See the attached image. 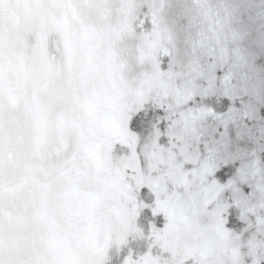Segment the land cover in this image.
<instances>
[{"label": "rangeland", "instance_id": "rangeland-1", "mask_svg": "<svg viewBox=\"0 0 264 264\" xmlns=\"http://www.w3.org/2000/svg\"><path fill=\"white\" fill-rule=\"evenodd\" d=\"M142 7V0H0V82L7 88V92H0V138L5 132L12 137L28 129L36 130L38 136L28 140L24 148L13 149V157L21 158L17 168L8 162L0 165V259L5 264H72L67 245L73 246L75 238L66 233L68 209L75 199H81L85 187L79 183L74 193L63 183L75 166L84 165L94 197L91 206L96 202L103 209L93 215L99 246L106 237L115 240L111 209L119 202L132 231L128 244L109 248L108 260L80 254L78 264H124L128 253L131 264H253L264 256V164L256 157L250 156L233 180L235 198L230 203L237 219L233 227L221 214L227 205L217 209L216 200L223 189L212 191L199 173L186 177V166L175 155L147 147L141 149L139 160L124 163L119 159L128 154L124 145L128 120L134 114L131 109L140 93L147 96L156 87L153 67L158 45L149 44L136 26ZM87 31L93 35L92 58L97 55L100 59L95 61V71L102 68V59L109 60L118 68V73L113 69L114 75H122L133 93L121 99L125 116L118 125L124 138H105L97 160L82 151L83 144H74L77 130L72 133L70 123L60 130L51 124L58 109L65 113L69 105L76 106L70 86L78 71L68 59L77 64L84 56H71L66 39L71 33ZM23 39L28 45H38L42 54L34 55ZM51 39L58 42V54L71 84L56 81L53 63H46ZM43 72L49 90L38 98L32 84L42 85ZM89 83L88 79L86 87ZM34 100L39 103L38 112ZM39 116L46 119L42 124H37ZM79 129L83 137L91 136L81 122ZM61 135L70 141V153L53 158ZM34 156L39 162L27 164L26 159L31 161ZM116 168L121 175L113 178ZM99 180L109 184L107 190ZM244 186L250 189L247 194L241 190ZM4 209L11 213L8 221L3 217ZM51 222L60 226L58 232L63 236L54 243L48 226ZM78 226L92 229L81 223Z\"/></svg>", "mask_w": 264, "mask_h": 264}, {"label": "snow or ice", "instance_id": "snow-or-ice-1", "mask_svg": "<svg viewBox=\"0 0 264 264\" xmlns=\"http://www.w3.org/2000/svg\"><path fill=\"white\" fill-rule=\"evenodd\" d=\"M142 4L136 26L158 45L156 87L140 93L131 109L128 154L119 159L139 160L147 147L175 155L186 177L199 173L212 191L223 189L217 209L227 205L221 214L236 226L230 203L235 174L250 156L264 164V0ZM253 264H264V256Z\"/></svg>", "mask_w": 264, "mask_h": 264}, {"label": "bare ground", "instance_id": "bare-ground-1", "mask_svg": "<svg viewBox=\"0 0 264 264\" xmlns=\"http://www.w3.org/2000/svg\"><path fill=\"white\" fill-rule=\"evenodd\" d=\"M92 36L93 35H91L89 31L83 33L75 32L71 33L69 38L66 39V49L71 56H74L76 53H79L78 55L84 56L81 62L78 61L77 64L76 60L71 61V59H68L69 64H73L74 67L77 66L76 70L78 71V78L75 79L73 84H71V78L69 81H67L66 75L64 73L63 63L61 62V54H58V51H61V49L58 45V42L53 39L50 41L51 49L48 54V61L46 63H53V67H55L53 76L56 81L68 82L71 84V99L76 104V106L69 105L65 113L62 109H58L51 124L59 127L58 130H60V128L65 126L66 123H70L69 125L73 128L72 133H74V129L77 130V133L74 135V144L77 147L83 144L82 151H84L85 154H88V157L92 156V159L94 158L97 160L99 151L103 150L102 147L105 143V138L110 137L113 139H121V141L124 138V134L120 131L118 125V121L121 120V116L125 114L124 108L121 104V99H123V97L126 95L131 96L133 93L130 92V89L126 83L127 81H124L122 75L119 77L118 75H114L113 69H115L118 73V68H113L109 60L107 61L106 59H102L100 62L102 64V68L98 69L97 72L95 71V61L99 63L100 59H97V55L92 58ZM23 44L28 47V50H32L34 55L37 52L42 54L39 46L35 45V43L28 45L27 41L23 39ZM77 47H79V49H77ZM90 71L93 73H88ZM40 78L44 80L40 87H36L35 84H32V89L35 90L34 94H37L38 98L45 95L49 90L46 73L43 72ZM87 78L90 82L89 87H86V82L88 80ZM0 84L4 85V88H0L1 94L7 92V88L5 86L6 84L4 82H0ZM34 102L35 111L38 112L40 107L39 103H37V100H34ZM43 120H46L45 117L39 116L37 124H42ZM78 121L81 122V125L84 127V131L88 130L91 133V136L83 137V133L79 129L80 122ZM36 132V130L28 129L26 132H21L12 137L9 133L5 132L0 138V165L8 162L14 168H17L20 164L21 158L13 157V149L24 148L28 140H37L38 136L35 135ZM63 136L61 135L58 137V145H56L55 149L53 150V158L63 157L67 154V152L70 153V141L67 139H62ZM26 160L27 164H29L34 160L38 161L39 157L34 156L31 161L28 159ZM85 167L86 165L75 166L73 169L75 171L68 175L63 183L66 189H71L74 193L78 190L77 185L79 183H81V188L85 187L84 190L82 189L83 191L81 190V199H75L73 207L68 209L69 213L67 215V222L69 229L66 230V233H70L72 238H75L73 246L67 245V248L70 249L69 257L72 261V264H78L80 254H84V256L87 258H89V254H95L101 259L106 258V260H108L110 257L108 252L109 248H112L113 244L114 248L116 249H119L123 244H128L129 234L132 231L130 222L125 221L124 219L122 212V210H124L123 204L117 202L118 204H115L111 209V216L113 217V235L115 238L113 241L114 243L106 237L104 242L99 246V241L96 238L98 230L95 229L96 225L94 224L95 218L93 215L94 212L103 211V209L100 210L101 206L96 202L91 206L90 201H92L94 197L90 189H88V187H91V185H89L90 177ZM114 172L115 174L112 175L113 178L121 175V171L118 168H116ZM99 183L102 185V188L105 190L108 189V183H105L101 180H99ZM95 204L97 205L95 206ZM84 209L86 212L81 215L80 213L83 212ZM2 214L5 221H8L11 217V213L6 209L3 210ZM81 216L83 217L82 219H80ZM80 223L81 225H84V227H90L92 229L87 230L86 228H79L78 224ZM48 226L51 231L50 235L52 236L51 240L53 243L54 239L63 237L58 232L60 226H57L56 223L52 224L51 222L48 224ZM47 247L50 248V254L53 255L52 247L49 245H47ZM129 254L130 253L126 255L124 260V262L127 261V264H131V258ZM102 255L105 257H101ZM54 261H58V259L55 258Z\"/></svg>", "mask_w": 264, "mask_h": 264}]
</instances>
